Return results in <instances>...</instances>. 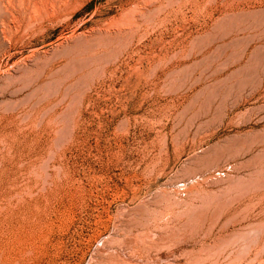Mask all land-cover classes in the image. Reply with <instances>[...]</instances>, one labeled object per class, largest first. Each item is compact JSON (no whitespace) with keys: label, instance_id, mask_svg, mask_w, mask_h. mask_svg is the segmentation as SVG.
<instances>
[{"label":"rangeland","instance_id":"374dc122","mask_svg":"<svg viewBox=\"0 0 264 264\" xmlns=\"http://www.w3.org/2000/svg\"><path fill=\"white\" fill-rule=\"evenodd\" d=\"M0 264H264V0H0Z\"/></svg>","mask_w":264,"mask_h":264}]
</instances>
